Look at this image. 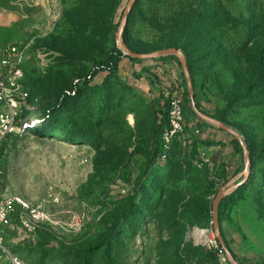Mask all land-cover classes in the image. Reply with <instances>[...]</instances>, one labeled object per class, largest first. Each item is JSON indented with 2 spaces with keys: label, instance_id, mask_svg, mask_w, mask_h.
<instances>
[{
  "label": "rangeland",
  "instance_id": "374dc122",
  "mask_svg": "<svg viewBox=\"0 0 264 264\" xmlns=\"http://www.w3.org/2000/svg\"><path fill=\"white\" fill-rule=\"evenodd\" d=\"M129 1L0 0V77L6 48L26 46L18 81L31 108L82 88L108 60L116 67L95 77L101 87L80 89L64 106L65 128L53 136L17 108L16 130L0 141V199L21 195L50 223L7 231L6 249L37 264H229L221 251L210 259L218 247L213 203L225 185L246 181L220 201L219 232L238 263L264 264V0L135 1L122 41L136 50L151 53L166 47L167 35L184 37L190 12L209 26L191 58L189 102L177 56L133 62L118 46ZM162 92L183 99L184 130L111 231L133 188V167L148 157ZM195 107L239 136L204 123ZM0 264H11L2 248Z\"/></svg>",
  "mask_w": 264,
  "mask_h": 264
},
{
  "label": "trees",
  "instance_id": "16d2710c",
  "mask_svg": "<svg viewBox=\"0 0 264 264\" xmlns=\"http://www.w3.org/2000/svg\"><path fill=\"white\" fill-rule=\"evenodd\" d=\"M196 20H203L196 12H190V14L186 15L183 19V30L182 33L185 35L184 37H177V35H174L172 37H168L163 40L162 46H166L165 48H177L181 49L186 56L189 71L191 74L192 81L194 80L195 76V69L192 64L194 59H191L194 57V51L195 46L200 42V38H202L201 30L206 29L209 26L207 24H198ZM181 23V22H180ZM179 22L177 24H180ZM170 36V35H169ZM127 44V43H126ZM128 47L135 52L139 53H150V52H143L136 50L134 47H132L130 44H127ZM164 48V49H165ZM119 53H123L122 50L119 48L117 49ZM160 50V49H159ZM121 56V55H120ZM119 56V57H120ZM125 57L129 58L133 62H141L143 59L135 58L132 56H129L127 54H124ZM164 57H159L157 59H163ZM116 67L113 66L111 62H106L101 64L98 68H96L94 71H92L89 78H87L84 82V87L89 86L92 89L101 87L102 83H93L95 77L99 74L101 71H109L115 69ZM183 75L185 76L184 72ZM78 84H74L73 87L65 92L62 96L58 97L56 99V102L50 103L48 101H41L40 103L34 104L33 108H25L26 114L30 115L31 117H35L39 119L43 124L41 127H45L43 130V134L45 136H53L54 134L60 132L65 126L61 125V116L64 110V106L72 99L77 97L80 94V89ZM172 92H170L171 94ZM184 97L187 99V101H190V98L188 97L190 95L189 88L187 84V80H185L184 83ZM156 107H157V120L154 123L152 130H151V139H150V145L148 149V157L147 159L140 165H136L133 167V170L136 172L137 176L135 178V182L133 185V188L130 192H128L124 196V209L121 212L120 219L114 222L113 227H111V231L116 228L118 223L120 224L123 220H125L133 211V206L137 203L139 200L141 193H142V181L143 179L148 175L150 170L155 167L158 164V160L163 155L164 148L162 143V135L163 133L169 128V116H168V96L165 94V92H162L159 97L155 99ZM197 104V103H195ZM189 107L190 103H189ZM194 115H196L200 120L204 121V123L208 124V122L194 113V110H191ZM219 120V117H218ZM221 121V120H220ZM26 122V121H24ZM61 125V126H60ZM43 129V128H42ZM167 154L170 152V150L166 151ZM246 181H243L239 186L244 184ZM238 186V187H239ZM123 223V222H122ZM224 244L226 243L223 241ZM217 244L218 247H214L213 251L210 253V259L217 258L218 254L223 252L225 254V258L227 259V262L229 264L231 263L229 255L224 251L223 243L220 241L219 238H217ZM231 255V254H230ZM233 256V255H232ZM234 257V256H233ZM235 258V257H234ZM37 264V263H33Z\"/></svg>",
  "mask_w": 264,
  "mask_h": 264
},
{
  "label": "built area",
  "instance_id": "2783aa9c",
  "mask_svg": "<svg viewBox=\"0 0 264 264\" xmlns=\"http://www.w3.org/2000/svg\"><path fill=\"white\" fill-rule=\"evenodd\" d=\"M26 46L11 45L6 48L1 59V65L6 72L0 77V141L9 133L16 130V110L19 106L31 108L28 103L29 93L19 84ZM168 96L169 128L162 135L164 153L166 157L171 148L174 137L184 130L183 99L174 93ZM26 124V122H25ZM203 163L209 162L206 153H201ZM50 223V214L40 206L34 205L18 194L5 195L0 199V248L8 252L11 264H33L13 254L6 249L3 239L4 233L12 230L34 232L44 224Z\"/></svg>",
  "mask_w": 264,
  "mask_h": 264
},
{
  "label": "water",
  "instance_id": "95a60500",
  "mask_svg": "<svg viewBox=\"0 0 264 264\" xmlns=\"http://www.w3.org/2000/svg\"><path fill=\"white\" fill-rule=\"evenodd\" d=\"M136 0H130L126 9V13H125V17L124 20L121 24V28H120V32L118 35V46L125 52V54L135 57V58H140V59H146V58H158L161 56H165V55H175L179 58L182 68H183V72L185 74L186 80H187V84H188V88H189V93L190 96L193 97V88H192V79H191V74L189 71V67H188V63H187V59L186 56L184 55L183 51L181 49H177V48H165V49H160L151 53H139V52H135L132 51L128 45L126 43H124L122 41V34L125 28V25L128 22L130 13L132 11V8L135 4ZM195 106V104H194ZM196 113L202 117L203 119H205L206 121L213 123L214 125H216L219 128L225 129L227 131H229L230 133L239 136L237 132H235L232 128L228 127L227 125H225L222 121L211 117L207 114L202 113L199 109H197L196 107L194 108ZM248 161H247V167H248ZM240 185V183L237 184H231L228 183L227 185H225L221 191L218 193L217 197L214 200L213 203V213H214V223H215V235L220 239V241L223 243V246L225 247V244L222 240V236L220 235L219 232V221H218V207H219V203L222 200V198L230 193L231 191H233L235 188H237ZM228 255L230 257L231 263L232 264H240L238 263V261L232 256L230 255V253L228 252Z\"/></svg>",
  "mask_w": 264,
  "mask_h": 264
},
{
  "label": "crops",
  "instance_id": "0c3cea01",
  "mask_svg": "<svg viewBox=\"0 0 264 264\" xmlns=\"http://www.w3.org/2000/svg\"><path fill=\"white\" fill-rule=\"evenodd\" d=\"M1 106V105H0Z\"/></svg>",
  "mask_w": 264,
  "mask_h": 264
}]
</instances>
